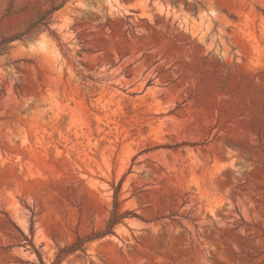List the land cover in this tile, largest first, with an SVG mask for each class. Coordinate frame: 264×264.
<instances>
[{
    "label": "rangeland",
    "instance_id": "obj_1",
    "mask_svg": "<svg viewBox=\"0 0 264 264\" xmlns=\"http://www.w3.org/2000/svg\"><path fill=\"white\" fill-rule=\"evenodd\" d=\"M55 4L0 48V264H264V0Z\"/></svg>",
    "mask_w": 264,
    "mask_h": 264
},
{
    "label": "trees",
    "instance_id": "obj_2",
    "mask_svg": "<svg viewBox=\"0 0 264 264\" xmlns=\"http://www.w3.org/2000/svg\"><path fill=\"white\" fill-rule=\"evenodd\" d=\"M54 1V5L53 7L51 8V10H49L48 12H46L44 15H42L38 21L26 32V33H22V34H19V35H16L14 37H11V38H7V39H2L0 41V48L8 45L9 43H12L13 41H16V40H21L26 34H28L30 32V30L32 28H34V26H37V25H44L46 26L48 29H49V23L47 22V18L52 15L55 11H57L58 9H60L62 6L61 5H56L55 4V0ZM65 1H68V0H65ZM123 216L120 215L118 212H117V204H116V208H115V211L114 213L112 214V217L111 219L109 220L108 222V229L106 232L104 233H96V234H93L92 236H88L84 239L82 238H79L77 243H75L74 245H72L71 247H68V248H64V249H60V254L58 256V260L61 259L63 256H66L68 254H72V253H75L76 251L78 250H82L83 247H84V244L86 242H90V241H93L94 239L102 236V235H105V234H109V233H112V229L118 224L121 222Z\"/></svg>",
    "mask_w": 264,
    "mask_h": 264
}]
</instances>
